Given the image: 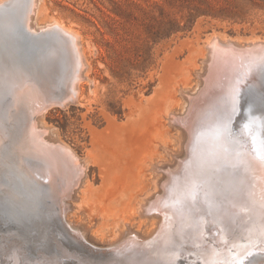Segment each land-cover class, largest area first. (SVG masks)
I'll return each instance as SVG.
<instances>
[{"label": "rangeland", "instance_id": "1", "mask_svg": "<svg viewBox=\"0 0 264 264\" xmlns=\"http://www.w3.org/2000/svg\"><path fill=\"white\" fill-rule=\"evenodd\" d=\"M39 2L36 10L38 14H33L32 21H29L32 29L38 32L55 23L68 26L76 35L79 34L78 44L86 57V79L81 82L83 86L77 102H70L65 108L52 107L44 111L38 120L42 125L41 129L46 128L50 139L63 142L86 163V194L81 199V188L78 189L66 202L70 203L71 208L62 213L61 204L53 209L48 196L46 199L24 196L13 189L11 183L0 182V264H83L75 256L85 255L87 250H103L109 257H114L116 254L112 251L116 247V241L115 238L112 239L113 230L110 225L100 226L105 220L97 219L94 214L90 215L88 208L96 209L98 206L99 209L105 206L121 209L126 204L131 207L132 202L140 199L137 194L146 193L145 189L147 192L152 190L158 193V187L152 188L153 177L150 174L147 182L145 180L143 185L136 188L134 173L137 172V167L134 170L132 167L136 153L148 137L157 136L159 141L154 145V153L159 165H174V159L182 154L183 140L179 139L180 133L177 132L180 126L171 120L183 115L186 107L183 96H194L200 86L202 74L199 68L202 64L201 53L206 51L203 50L205 43L210 39L223 40L225 37L224 40H235L239 44L250 40L263 41L264 0ZM21 11L22 8L10 15V18L0 20V82H4L0 89L3 95L0 94V99L3 101L5 97L4 103L2 102V107H5L4 115L8 112L11 92V86L7 84L6 88L5 75L47 73L51 78L45 79L38 75L37 80L44 79L51 85L61 84L62 92L66 82L63 60L54 57L50 48L37 39V32L32 34L26 29L27 23L23 22ZM67 63L68 57L66 72L69 71ZM246 79L253 80L243 85ZM246 79L241 82L243 88L241 84L239 86V94L243 89L244 96L240 98V110L228 127L229 134L234 130L240 135L245 125H250L245 131L261 129L264 132V128L260 126L264 122V59L255 63V69ZM12 130L16 131V128L13 127ZM206 131L209 130L203 132ZM212 137L213 135L203 139V144L205 142L208 145V140ZM13 140L14 133L7 142L9 144L1 148L0 174L8 167L22 179L36 181L16 168L15 159L18 154L11 145ZM220 141L223 140L215 142ZM178 142L180 150L176 146ZM234 142L233 139L224 142V146L229 147L220 148L224 155L220 150L214 154H205L201 156L199 163L209 167L213 163L214 169L216 165H223L217 163L222 161L220 159L223 156L225 165L238 162L241 153L238 152V147L243 144L238 146ZM252 149L254 150V146ZM228 154L231 155V160ZM87 155L95 163H91ZM181 179L178 182L185 185ZM179 183L176 189L181 191L184 185ZM88 184L91 185L90 193ZM216 186L212 185L210 191L211 200L215 203L222 196L221 193L231 194V190ZM126 193L137 197L127 198ZM180 194H184V191ZM65 217L75 225L79 220L80 224L76 227L85 231L84 238L74 240L77 233L69 229L73 224L70 221L65 223ZM143 220L135 214L132 223L138 228ZM59 221L64 226L66 224L69 239L66 238V230L60 229ZM98 227L105 229L101 234L107 232L102 240L93 233ZM147 227V232L150 233L155 225ZM79 230L76 231L81 233ZM179 255L173 264H190L192 253L189 255L180 251ZM59 258L64 261L61 262ZM137 262L123 257L116 260V264H138ZM107 263L115 264L114 261Z\"/></svg>", "mask_w": 264, "mask_h": 264}, {"label": "bare ground", "instance_id": "2", "mask_svg": "<svg viewBox=\"0 0 264 264\" xmlns=\"http://www.w3.org/2000/svg\"><path fill=\"white\" fill-rule=\"evenodd\" d=\"M14 2L16 0H1L0 11L6 6L13 5ZM38 3L39 0H27L24 8L21 4L23 22L27 23L26 29L30 33H38L36 37L39 40L47 37L49 33L56 32L69 41L67 48L69 73L65 72L66 82L63 89L68 88L70 84L71 93L66 95L64 101L70 100L71 103H76L83 86L81 82L86 79L84 71L87 65L85 54L78 44L79 34L76 35L68 26L60 23L50 25L38 32L32 29L33 26H30L29 21H32V15L38 10ZM21 6L17 8V12L21 10ZM219 39H210L205 43L203 50L207 52L201 53L202 64L199 68L202 74L200 86L194 96L188 94L183 96L186 102L184 113L171 120L180 126V130L176 131L180 133H178L179 139L183 140L182 154L174 159V165L160 166L154 153V145L158 143V137L146 139L145 144L143 143L142 148L136 153L132 166L133 170L137 167V172L134 173L136 188L143 185L145 180L147 182L150 174L153 177L152 188L158 187V193L152 190L153 193L147 192V189L143 188L146 193L137 194L140 199L132 202L131 207L126 204L121 209L105 206L99 209L98 206L95 207L96 209L88 208L90 215L94 214L97 219L105 220L100 226L110 225L113 230L112 239L115 238L116 247L112 252L116 256L109 257L106 251L100 249V251L87 250L84 252L85 255L83 254L84 257L75 256L83 264H108L109 261H114L116 264V260L120 257L137 260L138 264H173L181 255H179L180 251L189 255L192 253L190 264H264V253H262L264 252V159L252 149V136L257 135L255 146L259 148L261 139H264V132L261 129L245 131L244 128L242 131L239 129V135L234 130L229 134L228 130L231 120L241 108L240 98L244 93L242 89L239 94L241 82L253 72L255 63L261 58L264 59V40H250L248 43L239 44L235 40H224L226 37L223 40ZM61 43L63 42L58 41L59 45ZM9 74L4 76L7 81L6 88L8 85L11 86L9 88L11 92L8 112L2 119L0 118V151L3 145L9 144L7 142L14 133L11 145L18 154H15L16 159L14 158L16 168L41 184L40 179L36 178V170L29 161L39 163V175L47 180L45 187L50 204L53 209L61 204V211L65 213L71 208L70 203L66 202L78 189L81 188V199L86 194L87 181L84 180L86 163L82 162L83 160L63 142L50 139L46 128L41 129L42 125L38 120L44 111L48 110L43 102L46 96L45 87H49L50 82L44 79L39 81L26 73ZM252 80L246 79L243 85L249 84ZM3 83L0 82V89ZM2 91L6 92V90ZM3 98L5 100V97ZM166 114L171 117L170 114ZM13 127H18L16 132H20L19 136L12 130ZM207 129L209 131L203 132ZM211 135L213 137L208 140V145L204 142V148L203 139ZM220 139L223 141L215 142ZM231 139L235 140L238 146L243 144L242 147H238L240 148L238 152L241 151L238 162L235 160V163L225 165L223 156V159L220 157L222 161L217 162L223 165H216L214 169L213 163L209 164L211 167L199 163L202 155L214 154L219 150L221 152L223 149L220 148L228 147L224 146V142H230ZM211 143L213 144L210 146ZM178 145L179 142L177 148ZM87 157L91 163H95L91 157L89 158L88 155ZM194 162L196 164H193ZM220 171L223 172L219 173ZM180 179L185 185L178 182ZM213 181L218 187L223 186L231 190V194L221 193L218 202H213L210 197L212 185L216 186ZM177 183L184 185V189L178 191ZM90 187L91 185L88 184L89 193ZM180 187L179 190L182 188ZM182 191L184 194H180ZM130 197L136 199L135 195L128 194L127 198ZM135 214L139 219H144L138 228L132 223ZM64 220L65 223L70 221L73 224L69 229L77 233V238H73L75 241L84 238L85 231L76 227L80 224H78L79 220L76 225L66 217ZM148 225H155L150 233L147 232ZM65 226L63 230L67 232ZM84 229L86 230V227ZM103 231L104 228L98 227L93 233L102 240L107 234V232L101 234ZM152 232L155 233L150 237ZM66 238L69 239L68 232ZM196 261L199 262L195 263Z\"/></svg>", "mask_w": 264, "mask_h": 264}, {"label": "water", "instance_id": "3", "mask_svg": "<svg viewBox=\"0 0 264 264\" xmlns=\"http://www.w3.org/2000/svg\"><path fill=\"white\" fill-rule=\"evenodd\" d=\"M26 3H27V0H16V2H14L15 5L13 4V5L6 6V7H4L5 9L2 8L3 10L0 11V20L10 18V15H12L17 10V8L21 6V4H23V8H24ZM21 8H22V6H21ZM24 32H25V30H24ZM40 41H42L44 43V45H46L48 48H50L51 53L54 55V57H56L58 59L61 58L63 60V66H64L63 73L66 72V66L65 65H66V59L68 57L67 56L68 55V49L67 48H68L69 41L66 38H64L63 36L58 35L56 32L49 33V35L47 37H44ZM58 41L63 42V43H61V45H59ZM29 75H31L34 78L37 77L38 75L45 77V79H46V77L51 78L47 73L29 74ZM69 85H68V88H66L63 92L60 91L61 84L54 83L52 85H49V87H45L46 88L45 89L46 90L45 91L46 96H45V100L43 102L44 107L45 108L48 107L47 109H50L52 107L62 108L65 105H67L70 102V100H66V101H64V100L66 98V95L68 93H71ZM0 103H1L0 104V115H2V117L0 116V118L2 119L4 116V110H5L4 106L2 107V99H0ZM1 112H2V114H1ZM19 128H20V126H19ZM16 129H18V127ZM20 130L21 129H19V131ZM19 133L15 131V134H17V136H19ZM29 164L31 166H33L32 167L33 169L36 170V172H37L36 178L40 179L41 184L38 183L37 181H29V180L22 179L19 175H17L15 173V171H13L11 168H8V167H6L4 172L0 174V182L4 181L8 184L11 183V186L13 187V189H15L18 193H20L24 196L29 195V196H36L35 198L46 199L47 198V190H46L45 184L47 183V180H46V178H43L41 175H39L40 174V172H39L40 165H39V163H37L33 160H30ZM9 166H11V165H9ZM59 224H60L59 225L60 229H62L63 226H62V223H60V221H59ZM58 237H59V235H58ZM79 255L84 257V255H82V254H79ZM60 261L63 262L64 260L60 259Z\"/></svg>", "mask_w": 264, "mask_h": 264}, {"label": "snow or ice", "instance_id": "4", "mask_svg": "<svg viewBox=\"0 0 264 264\" xmlns=\"http://www.w3.org/2000/svg\"><path fill=\"white\" fill-rule=\"evenodd\" d=\"M261 128H264V122L261 123ZM250 125H245V128L248 129ZM256 141H257V135L254 134L252 136V143L254 146V151L260 156L261 159H264V139H261V146L259 148H256Z\"/></svg>", "mask_w": 264, "mask_h": 264}]
</instances>
